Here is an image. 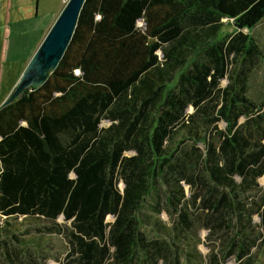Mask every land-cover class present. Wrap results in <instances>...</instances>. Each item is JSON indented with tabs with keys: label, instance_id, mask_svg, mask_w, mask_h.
<instances>
[{
	"label": "trees",
	"instance_id": "trees-1",
	"mask_svg": "<svg viewBox=\"0 0 264 264\" xmlns=\"http://www.w3.org/2000/svg\"><path fill=\"white\" fill-rule=\"evenodd\" d=\"M263 18L264 0H84L47 80L0 107V246L40 249L56 234L67 239L66 264H129L135 249L151 259L157 252L145 245L135 215L160 181L178 210L179 238L192 228L182 209L181 182L189 179L172 164L189 141L204 147L211 189L202 206L231 214L228 254L249 259L264 232V197H254L264 176V126L247 97L249 69L234 70L233 59L242 65L260 55L242 31ZM222 20L233 30L217 40ZM199 50L204 60L192 61L176 91L168 89L172 72ZM102 121L109 126L100 128ZM129 150L135 154L124 156ZM170 170L174 177H165ZM17 219L46 224L47 233L16 234ZM148 225L166 231L161 222Z\"/></svg>",
	"mask_w": 264,
	"mask_h": 264
},
{
	"label": "rangeland",
	"instance_id": "rangeland-1",
	"mask_svg": "<svg viewBox=\"0 0 264 264\" xmlns=\"http://www.w3.org/2000/svg\"><path fill=\"white\" fill-rule=\"evenodd\" d=\"M67 2L68 0H0V107L10 96L22 72ZM222 22L223 26L217 35V40L225 38L233 30L231 20H222ZM242 32L252 38L260 55L256 58H247L242 65L238 56L233 59V68L234 70L249 69L247 97L258 106L259 116H261L259 122L264 126V18L250 31ZM203 60L202 52L197 51L189 58L182 70L172 72L171 82L167 84V88L175 92L179 74L188 70L192 61L202 62ZM226 84L224 79L219 87L223 88ZM186 113L192 114L193 109L189 106ZM198 118L199 115L195 116V120L198 121ZM201 121L199 120L198 123ZM244 121L241 118L238 124H243ZM108 126V121L100 123V128ZM217 126L219 129L224 128L222 122H219ZM176 140L177 138L172 139V144ZM203 151L201 142L193 144L186 141L172 161V164L185 168L189 179L187 182H181V186L184 194L182 209L192 221L191 230L184 232V235H180L179 238V226L176 225L178 210L172 207L168 192L160 181L158 187L145 198L140 211L135 215L140 222L139 232L144 237L145 245L155 250L157 255L151 253V259H149L146 255L150 253L145 254L135 249L129 264H264V232L259 248L252 250V256L249 259L238 262L228 254L229 241L235 234L231 214L223 209L219 213H213L202 206V200L208 196V191L211 189V184L206 179L201 166ZM134 154L133 150H129L124 153V156L129 157ZM173 174L170 170L163 175L174 177ZM189 181H191L190 184ZM235 181L240 180L235 178ZM257 184L259 190L254 192V197L262 198L264 197V176L257 179ZM118 187L120 190L123 188L121 183ZM247 194L251 195V193ZM219 217L220 220H218ZM222 220L223 225L219 227L215 225ZM153 221L161 222L166 231L159 233L150 227L148 223ZM56 222L64 228L69 227V223L63 222L60 217ZM106 222L112 223L113 218L108 216ZM252 222L258 225V216L254 215ZM11 223L14 224V230L18 232L16 234L39 235L40 232L37 230L47 233L45 228L48 225L46 224H33L31 221L21 219L11 220ZM172 228L174 230H171ZM43 242L46 244L40 249L31 246L2 245L0 261L5 264H66L68 249L64 235L49 234L43 237ZM177 245L183 251L195 252L197 258L187 261L182 250L176 249ZM176 251L178 254H175Z\"/></svg>",
	"mask_w": 264,
	"mask_h": 264
},
{
	"label": "water",
	"instance_id": "water-1",
	"mask_svg": "<svg viewBox=\"0 0 264 264\" xmlns=\"http://www.w3.org/2000/svg\"><path fill=\"white\" fill-rule=\"evenodd\" d=\"M83 3L84 0H68L1 107L8 105L23 91L38 88L47 80L71 40Z\"/></svg>",
	"mask_w": 264,
	"mask_h": 264
}]
</instances>
